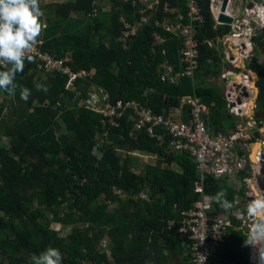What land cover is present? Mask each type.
Listing matches in <instances>:
<instances>
[{
  "label": "trees",
  "instance_id": "trees-1",
  "mask_svg": "<svg viewBox=\"0 0 264 264\" xmlns=\"http://www.w3.org/2000/svg\"><path fill=\"white\" fill-rule=\"evenodd\" d=\"M200 3L205 17L197 26L202 41L200 70L180 83L163 81L160 67L170 63L180 69L183 43L165 25L191 22L187 0H161L157 9L132 0H99L98 5L93 0H73L47 6L54 18L47 19V37L39 38L43 51L89 76L78 81V94L67 87L68 77L39 73L33 58L25 61L23 72L16 76L18 85L31 89L28 101L20 98L19 89L14 97L0 91V136L9 138L6 144L0 143V264H30L33 254L48 247L60 250L62 264H191L181 245L178 223L173 229L168 223L178 221L181 210L199 199L196 157L170 148L168 136L161 142L146 129H134L130 114L100 141L98 137L106 131L102 114L85 106L68 108L64 98L79 95L80 105L90 87L97 86L110 92L113 103L135 99L161 113L178 112L184 97L197 94L211 106V130L236 128L240 120L233 119L226 106L222 58L206 42L232 28H216L210 1ZM101 4L112 7L110 19L100 17ZM107 18L112 24L110 34L96 43L93 25L109 26ZM84 19L90 21L88 26ZM135 24L137 33L127 37L125 32L134 31ZM256 42L259 56L264 53V31ZM250 68L260 75L257 103L264 111V62L257 57ZM39 76L48 78L47 93L35 88ZM250 76L256 77L251 72ZM59 102L61 106L56 105ZM101 142L98 156L94 149ZM120 150H126L124 157ZM137 151L157 155L161 166L136 172L130 160ZM58 163L69 170L59 171ZM204 187L211 197L226 190L233 202L244 193L228 178L211 175ZM113 199L118 206L111 210L109 200ZM214 205L217 212H224ZM129 215L134 216L132 233L125 226ZM52 224L71 229L63 234ZM246 236L232 231L210 264H249ZM104 239L109 250L98 245ZM169 257L175 260L169 262Z\"/></svg>",
  "mask_w": 264,
  "mask_h": 264
},
{
  "label": "built area",
  "instance_id": "built-area-1",
  "mask_svg": "<svg viewBox=\"0 0 264 264\" xmlns=\"http://www.w3.org/2000/svg\"><path fill=\"white\" fill-rule=\"evenodd\" d=\"M136 3V0H132ZM211 11L216 21V28L230 26L232 30L217 39L206 41L222 58L223 73L221 75L225 87L226 106L231 115L240 123L233 130L216 131L209 127L211 106L206 104L197 94L184 97L178 112L166 110L154 112L142 101L120 99L116 103L111 100L110 92L103 87L94 86L84 97L81 106L89 107L102 114L101 123L106 129L98 138L105 140L106 135L114 127H119L127 114L135 122L137 130L146 129L150 136L163 142L164 137L170 138V148L177 151H188L198 162L199 179L195 191L199 199L194 205L181 210L178 221L170 220L168 227L177 229L181 236V245L189 255L191 264H210L217 259L219 250L227 236L234 230L247 235L248 221L242 214L254 181H258L264 167V116L259 115L257 103L259 87L257 80L252 81L249 67L258 57L259 45L256 38L264 31V0H229L226 12L223 10L227 0H209ZM189 7L188 24L167 23L166 29L174 33L183 43L179 71L176 66L165 63L160 67L163 81L180 83L183 77H195L200 70V47L202 41L197 26L205 21L200 0H187ZM241 3L242 8L239 7ZM94 5L99 0H93ZM159 5V4H158ZM157 9V8H156ZM167 11L169 10L166 6ZM98 12V10H97ZM96 13V11H95ZM234 19L229 24L222 21V16ZM183 20L184 17L181 16ZM148 20H146L147 22ZM125 32L128 37L135 35L139 29ZM162 40L161 36H158ZM163 41V40H162ZM43 41L30 53L37 60V71L50 76L68 77L67 87L81 94L77 84L81 79H88V72H74L64 60L43 51ZM212 62V61H211ZM6 65H0L5 69ZM256 74H259L255 72ZM254 73V74H255ZM214 80V79H211ZM247 93V94H246ZM251 100L250 105L248 102ZM187 107V111L184 109ZM99 143L94 152L101 154ZM259 147L253 156V145ZM228 178L243 194H237L231 212H217L212 197L205 193L204 181L207 176ZM205 197H208L205 200ZM249 264L253 260L254 250L249 249Z\"/></svg>",
  "mask_w": 264,
  "mask_h": 264
},
{
  "label": "clouds",
  "instance_id": "clouds-1",
  "mask_svg": "<svg viewBox=\"0 0 264 264\" xmlns=\"http://www.w3.org/2000/svg\"><path fill=\"white\" fill-rule=\"evenodd\" d=\"M43 16L40 0H0V65L7 66L6 70H0V91L14 97L19 89V96L25 102L31 95V89L18 85L16 76L23 72L25 61H33L30 53L46 27ZM34 85L38 91L47 93L46 86L38 82H34ZM227 195V191L221 189L212 200L225 212H231L234 202ZM248 195L251 199L246 202L242 213L248 221L244 245L254 250L253 260L256 264H264V190L257 180ZM106 241L103 240L105 248L108 246ZM62 259L58 248L48 247L38 255L33 254L30 264H62Z\"/></svg>",
  "mask_w": 264,
  "mask_h": 264
},
{
  "label": "rangeland",
  "instance_id": "rangeland-1",
  "mask_svg": "<svg viewBox=\"0 0 264 264\" xmlns=\"http://www.w3.org/2000/svg\"><path fill=\"white\" fill-rule=\"evenodd\" d=\"M239 7L242 8V5L241 3H239ZM106 14L103 13V14H100V17H104ZM110 24V25H109ZM108 25L107 26V29H96L95 32L96 34L94 38V41L96 43L99 42L100 38L102 35H106V36H109L110 34V29H111V20L108 22ZM56 30V29H55ZM263 59V57H262ZM250 67V65H249ZM251 73H255L254 71H251ZM39 74V73H38ZM256 74V73H255ZM254 74V75H255ZM256 76V75H255ZM257 76L254 78L253 82H255L257 80ZM37 80H38V83H41L42 85L46 86V82H48V78L47 77H43V76H39L37 77ZM45 83V84H44ZM88 89V88H87ZM73 90V89H72ZM89 90H92L91 87ZM81 91V90H80ZM78 94H80L78 92ZM2 96L0 95V100H2ZM79 95H77V97L75 98H69V97H66L64 98L65 100V105L66 107L68 108H80L81 107V104H82V101L80 102V105L78 103V99H79ZM83 99V98H82ZM77 102V103H76ZM62 102H59L57 103L56 105L57 106H61ZM233 119H236V117H233ZM9 141V138L8 137H5V136H0V143L2 142H5V144ZM120 153L121 155L124 157L125 154H126V150H120ZM63 159L67 160L66 156H61ZM161 161L158 159L157 155H153V154H145V153H142V152H135V153H132L131 155V160H130V164H131V167L132 169H134L136 172H141V173H145L147 171V168L148 166H152V165H155V167H160L161 166ZM56 169H58L59 171H66V170H69L68 167H65L63 163H58L56 166H55ZM177 168V167H176ZM117 192V191H116ZM115 192V193H116ZM119 195L121 197L125 196L124 192L122 191H118ZM144 194V197H147L149 196V194L147 192L143 193ZM99 200H102V198H100ZM109 203H110V209L111 210H114L117 206H118V201L117 200H109ZM134 225V216L133 215H129V218L127 219V221L125 222V226H126V231H128V233H132L133 232V227ZM52 226L54 228H57V229H60L61 230V233L63 234H66L70 231V226H62V225H59V224H52ZM106 240H108V237H105ZM98 245L100 247H104V242L103 240H100L98 242ZM108 249V246L106 247ZM169 262L171 261H174L175 259H171L170 257L168 258Z\"/></svg>",
  "mask_w": 264,
  "mask_h": 264
},
{
  "label": "crops",
  "instance_id": "crops-1",
  "mask_svg": "<svg viewBox=\"0 0 264 264\" xmlns=\"http://www.w3.org/2000/svg\"><path fill=\"white\" fill-rule=\"evenodd\" d=\"M70 1H73V0H40V4L43 6V9H42V11H43V13H44V16H43V22H44V24L46 25V27L44 28V30H43V32H42V34H41V36L39 37V38H45V37H47L46 35H48L49 33H50V31H49V23H48V18L50 17V18H54L53 17V15L52 14H50L49 13V10H48V8H47V6L48 5H50V4H55V3H62V4H64V3H68V2H70ZM138 1H141V2H143V3H145V5L148 7V8H152V9H156V7L158 6V4L160 5V1L161 0H136V2H138ZM168 6V5H167ZM99 14H103V13H105L107 16H108V18L110 19V16H111V14H112V7H110V6H107V5H103V4H101V6H100V8H99ZM73 17L74 18H78V17H76V16H74L73 15ZM108 18L105 20L106 21V24H108V22H109V20H108ZM80 19V18H79ZM84 21H85V26L87 25L88 26V22H90V21H88V20H86V19H84ZM87 22V23H86ZM90 24V23H89ZM47 25H48V27H47ZM93 25V24H92ZM127 26H130V23H127ZM107 29V25L106 26H94L93 25V29H94V34H96V32H95V30L96 29ZM261 50V49H260ZM263 52L261 51V55H259L258 57H259V59L261 60V61H263L264 62V53L262 54ZM262 57H263V59H262ZM260 110H262V109H260ZM175 168L177 167V166H174Z\"/></svg>",
  "mask_w": 264,
  "mask_h": 264
},
{
  "label": "water",
  "instance_id": "water-1",
  "mask_svg": "<svg viewBox=\"0 0 264 264\" xmlns=\"http://www.w3.org/2000/svg\"><path fill=\"white\" fill-rule=\"evenodd\" d=\"M228 3H229V0L226 1L225 6L223 8V10L225 12L227 10ZM222 21L231 24V23L234 22V19L231 18V17H228V16H225L224 15V16H222ZM255 75L257 76L258 79L260 78V75L259 74H255ZM259 115H261L263 117L264 116V111L263 110H260L259 111ZM261 172H262V176L259 177V182H260L262 188H264V167L261 169Z\"/></svg>",
  "mask_w": 264,
  "mask_h": 264
},
{
  "label": "bare ground",
  "instance_id": "bare-ground-1",
  "mask_svg": "<svg viewBox=\"0 0 264 264\" xmlns=\"http://www.w3.org/2000/svg\"><path fill=\"white\" fill-rule=\"evenodd\" d=\"M250 77H251V76H250ZM251 78H252V81H253L254 78H253V77H251ZM250 103H251V100L248 102V106L250 105ZM259 146H260L259 143L253 145V150H254V152H253V156H254V157H255V153H256V151H257V149H258Z\"/></svg>",
  "mask_w": 264,
  "mask_h": 264
}]
</instances>
